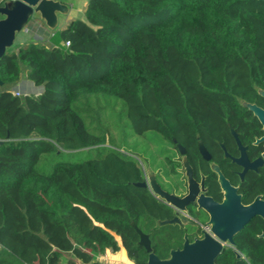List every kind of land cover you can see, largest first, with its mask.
Wrapping results in <instances>:
<instances>
[{
    "label": "trees",
    "instance_id": "obj_1",
    "mask_svg": "<svg viewBox=\"0 0 264 264\" xmlns=\"http://www.w3.org/2000/svg\"><path fill=\"white\" fill-rule=\"evenodd\" d=\"M49 41L0 59V264H104L121 246L147 264L133 223L167 258L184 230L158 225L172 211L137 185L123 142L203 139L264 87V0H88ZM24 69L42 93L12 91ZM244 236L236 246L264 264V242Z\"/></svg>",
    "mask_w": 264,
    "mask_h": 264
},
{
    "label": "flooded vegetation",
    "instance_id": "obj_2",
    "mask_svg": "<svg viewBox=\"0 0 264 264\" xmlns=\"http://www.w3.org/2000/svg\"><path fill=\"white\" fill-rule=\"evenodd\" d=\"M258 89L264 91V87L254 86L247 97H239L238 107L224 117V123L208 132L203 139L197 136L196 140L187 145L175 139L167 140L165 162L159 163L156 158H152L146 166L135 156L142 166L146 187L172 211L173 217L165 220L178 217L177 221L164 224L177 223L184 230L182 245L186 236L193 241L203 236L202 231H210V214L199 207L200 198L221 204L238 197L242 205H255L258 211L264 213V95ZM242 100L255 108L242 105ZM183 157L186 158V165ZM148 169L162 190L179 198L187 195L192 197L185 210L168 204L152 192L148 185ZM159 221L158 225H162ZM246 234H253L264 242V216H250L233 236L234 243L225 242L223 251H231L233 264L236 252L241 254L247 264H251L250 258L236 246V240L239 241L238 238Z\"/></svg>",
    "mask_w": 264,
    "mask_h": 264
},
{
    "label": "water",
    "instance_id": "obj_3",
    "mask_svg": "<svg viewBox=\"0 0 264 264\" xmlns=\"http://www.w3.org/2000/svg\"><path fill=\"white\" fill-rule=\"evenodd\" d=\"M70 6L61 0H4L0 4V59L8 54L16 41L17 35L27 30V25L34 16H38L45 25L54 31L58 24L60 15H69ZM0 84H2L0 80ZM264 95V91L258 89ZM241 104L252 109L254 105L241 101ZM2 140H0V144ZM183 151V148L180 146ZM186 165V158L183 157ZM149 171V187L153 193L163 199L168 204L185 210L186 204L192 200L190 195L179 198L174 194L161 189L156 182L155 176ZM137 185L146 187V182L137 183ZM199 207L205 209L210 214L208 224L210 231H202L201 238H195L190 241L185 237L182 247L171 249L167 258H160L152 251L149 236L142 232L134 223L132 224L139 236V244L148 252L147 264H216V259L222 253L225 242L234 243L233 236L241 230L250 216L262 214L255 205L244 206L240 203L238 197L231 200H225L218 204L211 199H198ZM178 220L175 217L172 220L159 221V224L172 223ZM235 264H247L241 254L236 252Z\"/></svg>",
    "mask_w": 264,
    "mask_h": 264
},
{
    "label": "rangeland",
    "instance_id": "obj_4",
    "mask_svg": "<svg viewBox=\"0 0 264 264\" xmlns=\"http://www.w3.org/2000/svg\"><path fill=\"white\" fill-rule=\"evenodd\" d=\"M69 5H71V11L68 16L60 15L59 24L57 28L52 31L45 23L38 17L34 16L30 20L27 25L28 32L25 30L21 31L16 38L14 46L8 50V53H12L17 50L20 44L23 43H38V44H48L46 39V35H50L56 31H60L63 29L65 24L68 23L71 19L74 18H84V10L86 7V3L88 0H62ZM41 25L42 33L36 30L37 25ZM44 30V31H43ZM40 32V33H39ZM25 40V42L20 43V40ZM26 69H24L25 72ZM118 136V134H116ZM119 139V137H118ZM121 142V140H119ZM167 140L163 139L160 134L156 132H149L148 134L142 136H131L127 137L125 143L123 142V150L128 153H133L134 156L138 157V159L148 165L147 161L152 158H156L157 162L163 163L165 154L168 152L166 150ZM118 256L121 257V261H115L121 264H129L131 263L129 257L124 254V252L120 253ZM58 264H81L80 262L71 261L68 257L62 256L59 259Z\"/></svg>",
    "mask_w": 264,
    "mask_h": 264
},
{
    "label": "crops",
    "instance_id": "obj_5",
    "mask_svg": "<svg viewBox=\"0 0 264 264\" xmlns=\"http://www.w3.org/2000/svg\"><path fill=\"white\" fill-rule=\"evenodd\" d=\"M68 16V15H67ZM67 24V23H66ZM65 24V25H66ZM36 27V30L37 31H40L41 33H42V28H41V25H37V26H35ZM65 27V26H64ZM63 27V28H64ZM48 28V27H47ZM44 31V30H43ZM26 33L28 32V29L25 31ZM39 32V33H40ZM53 33H51L49 36L48 35H46L47 37H46V39H47V42H49L50 43V41H49V37L52 35ZM21 42L20 43H22V42H25V40L23 39V40H20ZM48 43V44H49ZM27 70H25V72H24V74H23V77L19 80V82L18 83H16L13 87H12V91L14 92V93H19V94H34V95H37V94H40V93H42V91H43V87L42 86H36L31 80H29L28 78H27ZM123 253L124 252V254L126 255V252H125V250H124V248L121 246L120 247V249L118 250V251H116V252H114V251H112V249H110V248H108L107 250H106V252L103 254V255H101L100 257H98V259L101 261V262H106V261H118V262H120L121 261V257L120 256H118L120 253ZM67 257V256H66ZM130 259V258H129ZM130 261H131V263H129V264H134V261L133 260H131L130 259Z\"/></svg>",
    "mask_w": 264,
    "mask_h": 264
},
{
    "label": "built area",
    "instance_id": "obj_6",
    "mask_svg": "<svg viewBox=\"0 0 264 264\" xmlns=\"http://www.w3.org/2000/svg\"><path fill=\"white\" fill-rule=\"evenodd\" d=\"M0 1L2 2L4 0H0ZM68 44H69V42H66V45H68ZM15 94L19 95V93H15ZM104 264H121V263H117L115 261H106V262H104Z\"/></svg>",
    "mask_w": 264,
    "mask_h": 264
}]
</instances>
